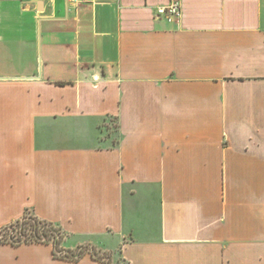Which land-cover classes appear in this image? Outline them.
<instances>
[{
    "label": "crops",
    "instance_id": "crops-1",
    "mask_svg": "<svg viewBox=\"0 0 264 264\" xmlns=\"http://www.w3.org/2000/svg\"><path fill=\"white\" fill-rule=\"evenodd\" d=\"M27 213L125 264H264V0H0V228Z\"/></svg>",
    "mask_w": 264,
    "mask_h": 264
},
{
    "label": "trees",
    "instance_id": "trees-1",
    "mask_svg": "<svg viewBox=\"0 0 264 264\" xmlns=\"http://www.w3.org/2000/svg\"><path fill=\"white\" fill-rule=\"evenodd\" d=\"M109 120L110 123L105 127V131L115 133L118 126L115 120ZM116 144L117 139L115 138L113 145ZM68 238V234L60 226L30 213L25 214L12 224L0 228V246L19 247L26 244H47L53 246V255L57 259L79 262L89 255L100 264H125L124 260L116 259L113 253L103 251L91 244L81 245L75 249L65 248L63 244Z\"/></svg>",
    "mask_w": 264,
    "mask_h": 264
},
{
    "label": "built area",
    "instance_id": "built-area-1",
    "mask_svg": "<svg viewBox=\"0 0 264 264\" xmlns=\"http://www.w3.org/2000/svg\"><path fill=\"white\" fill-rule=\"evenodd\" d=\"M82 0H74V2H81ZM159 17H164L168 22H173L182 15V9L179 2H173L168 7L159 8L157 11Z\"/></svg>",
    "mask_w": 264,
    "mask_h": 264
}]
</instances>
